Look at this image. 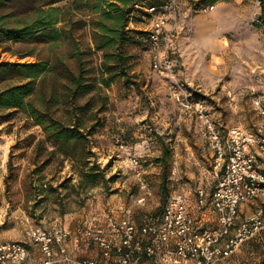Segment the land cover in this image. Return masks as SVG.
Returning <instances> with one entry per match:
<instances>
[{
    "label": "rangeland",
    "instance_id": "obj_1",
    "mask_svg": "<svg viewBox=\"0 0 264 264\" xmlns=\"http://www.w3.org/2000/svg\"><path fill=\"white\" fill-rule=\"evenodd\" d=\"M210 4H214L213 9L206 10ZM143 12L135 11L129 23L133 31L122 45L128 78L115 70L116 76L107 86L100 83L103 51L95 47L92 29L82 21L83 17L71 16L65 36L53 43L40 40L39 35L23 41L0 40V87L18 82L21 76L5 65L7 62L36 60L50 65L41 95L47 97L53 87L59 109L65 70L76 71L81 66L87 76L84 82L92 85L90 92L78 97L77 104L90 98L83 118L85 124L94 126L90 145L93 160L103 173L93 187H77V174L67 160L60 166L57 155L43 164L51 144H44V149L36 152L37 141L44 133L22 112L0 123V237L23 243L31 257L40 253L25 236L29 225L65 226L77 233L78 244L71 242L72 249L65 255L72 256L71 264H80L84 258L100 257L99 248L82 233L89 227H105L104 214L109 206H128L139 226L158 218L172 189L192 190L202 184L208 192L213 190V154L197 122L180 114L167 94L166 79L150 67V45L142 32L149 28L151 17ZM259 15L258 0H226L222 5L202 1L196 9L188 0H178L177 27L169 33L178 64L175 78L193 96L206 101L222 128L232 124L254 127L260 119L250 104L251 88H257L264 77V27L257 25ZM108 77L105 73L104 78ZM118 135L145 167L143 176L150 184V194L140 202L138 176L127 164V154L116 141ZM9 159L11 169L7 166ZM73 164L80 165L78 161ZM51 179L54 186L68 181L52 195L53 202L46 207L40 204L34 210L29 208L34 196L43 195L41 184ZM60 197L62 203L58 201ZM259 208H264V196L241 204L236 224ZM33 211L32 216L29 212ZM249 241L246 244L255 259L264 256V247H259V243L264 244V228ZM239 249L220 263H232L237 253L241 255ZM147 261L143 257L144 264Z\"/></svg>",
    "mask_w": 264,
    "mask_h": 264
},
{
    "label": "built area",
    "instance_id": "obj_2",
    "mask_svg": "<svg viewBox=\"0 0 264 264\" xmlns=\"http://www.w3.org/2000/svg\"><path fill=\"white\" fill-rule=\"evenodd\" d=\"M213 7L214 4H210L206 10ZM145 10L151 17L146 30L150 67L166 79L167 93L180 114L197 122L213 154L215 185L210 194L202 184L189 191L172 189L161 215L145 221L139 228L128 206H109L104 214L106 226L89 227L82 233L99 248L100 257L84 258L79 263L144 264V253L148 258L145 264H217L232 256L244 241L255 237L264 228V208L236 224L239 206L264 196V77L260 78L257 88L250 90L252 110L260 118L255 126H218L206 101L193 96L175 78L176 50L169 33L177 27L178 0H165L161 5L149 6ZM116 141L127 154L128 166L138 176L142 190L138 197L140 202L150 194L143 166L139 157L131 154V146L122 137L118 135ZM190 193L195 194L200 205L208 200L215 215L212 226L195 227L189 208ZM25 236L37 244L46 258L44 264L49 263L55 250L65 255L68 241L75 245L79 242V235L65 226L29 225ZM142 239L146 240L145 245ZM28 258L29 252L23 243L0 237V264H27ZM259 264H264V258Z\"/></svg>",
    "mask_w": 264,
    "mask_h": 264
},
{
    "label": "trees",
    "instance_id": "obj_3",
    "mask_svg": "<svg viewBox=\"0 0 264 264\" xmlns=\"http://www.w3.org/2000/svg\"><path fill=\"white\" fill-rule=\"evenodd\" d=\"M61 1H65L64 4L55 5ZM188 1L196 9L202 1L208 4L221 0ZM258 1L260 15L257 25L264 27V0ZM162 2H150V0H0V40L23 41L33 35H39L40 40L53 43L65 36L64 34L68 31L65 26L67 22H72L71 16L83 17L82 21L92 29L95 47L103 51L104 58L99 66L100 83L107 86L116 76L115 70L128 78L122 45L128 39V34L133 31L129 28V23L133 21L135 11L142 9L144 11L142 14L149 16L150 14L145 9L149 6L161 5ZM142 33L147 39V32ZM5 65L16 69L21 76L18 82L0 87V123L9 120L15 112H22L44 133V137L37 141L36 152L44 149V144H51L48 150L49 156L45 158L43 164L46 165L50 162L51 156L57 155L60 166L64 160H67L70 163V169L77 174V187L97 185L99 179L103 178V173L93 160L94 152L90 145L89 137L94 133V126L85 124L83 118L90 98L81 105L77 104L80 95L92 90V85L84 82L87 79L84 69L78 66L76 71L65 70L66 82L61 87L63 99L62 108L59 109L53 87L50 88L47 97L43 98L41 95L45 74L50 69L48 63L36 60L7 62ZM105 73L109 74L108 78H104ZM77 161L80 165L76 167L73 163ZM7 166L11 169L10 159ZM164 179L163 175L162 181ZM51 181L52 179L41 184L43 185L41 187H44L41 191L44 193L41 197L34 196L29 208L34 210L40 204L46 207L53 202L52 195L57 193L58 188L64 186L68 180L55 186ZM33 185L36 188L34 182ZM162 189H164L163 184ZM61 200L62 197L58 199L60 203H62ZM24 208L28 209L27 206ZM29 213L34 215V211ZM41 215L42 212L36 217ZM139 226L136 227L139 228ZM142 243L145 245L146 240L142 239ZM143 257L147 258L144 253Z\"/></svg>",
    "mask_w": 264,
    "mask_h": 264
},
{
    "label": "crops",
    "instance_id": "obj_4",
    "mask_svg": "<svg viewBox=\"0 0 264 264\" xmlns=\"http://www.w3.org/2000/svg\"><path fill=\"white\" fill-rule=\"evenodd\" d=\"M154 1H157V2H160V3L162 2L160 0H154ZM216 2L220 3V5H222L223 3H226V0H221V1H216ZM176 65H178L177 62H176ZM175 70H176V68H175ZM166 90H167V88H166ZM190 120H192V118ZM150 164H152V163H150ZM144 168H143V173L145 172ZM189 190L187 189L185 191H189ZM210 193L211 192H208V194H210ZM207 199H209V197ZM189 208H190V211H191V213L193 215L194 225H195L196 228L197 227L198 228L208 227V226H212L214 224L215 215H214V212L211 210V206H210L208 200H207V202L205 204L200 205L198 200H197V197L195 196V194L190 193ZM259 233H260V231L257 233V235ZM249 240H251V239H248V240H246V241H244L242 243V244H244V243L245 244L243 245V247L241 249H239V253H241V255L237 253L235 260L232 261V263L229 262L228 264H259L260 263L261 259L264 258V256L259 255L255 259L254 252L252 250L248 249V247H249L248 243L252 242V241H249ZM246 242H248V243L246 244ZM31 243L39 251V248H38L37 244H35L33 241ZM242 244H241V246H242ZM86 245L87 244H85V247L87 248ZM28 247H30V246L28 245ZM66 247H67V249H66L67 253L70 252V250L72 249V245H71L70 241H68L66 243ZM259 247L260 248L264 247V244L259 243ZM55 249H56V247H55ZM39 253H40V256L31 257L29 255V258L26 261L27 264H44V262L46 261V258L41 254L40 251H39ZM230 257H228V258H230ZM228 258H226V259H228ZM226 259H222L217 264H221L220 262H222V261H224ZM71 260H72V256H70V255L67 256V255H61V254H54L53 256H51L49 258V260H48L49 263H47V264H71Z\"/></svg>",
    "mask_w": 264,
    "mask_h": 264
}]
</instances>
